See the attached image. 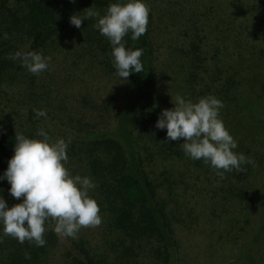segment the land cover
Masks as SVG:
<instances>
[{
  "label": "rangeland",
  "instance_id": "rangeland-1",
  "mask_svg": "<svg viewBox=\"0 0 264 264\" xmlns=\"http://www.w3.org/2000/svg\"><path fill=\"white\" fill-rule=\"evenodd\" d=\"M153 64L154 106L173 116L193 115L192 146L209 156L166 155L134 127L152 157L146 169L172 215L176 249L168 262L142 242L136 264H264V238L254 246V219L264 214V169L250 173L264 152V0H146ZM119 16L82 9L79 21L39 50L19 45L0 93V125L36 121L55 139L45 161L54 194L57 245L47 264H70L76 244L118 264L117 233L96 198L92 181L59 159L74 132L113 129L128 83L116 69L115 49L96 30L114 33ZM200 46L194 61L191 45ZM199 65V68H196ZM236 81L232 91L227 82ZM65 131V132H64ZM69 131V132H68ZM160 145L162 144L159 142ZM166 149V148H165Z\"/></svg>",
  "mask_w": 264,
  "mask_h": 264
},
{
  "label": "trees",
  "instance_id": "trees-1",
  "mask_svg": "<svg viewBox=\"0 0 264 264\" xmlns=\"http://www.w3.org/2000/svg\"><path fill=\"white\" fill-rule=\"evenodd\" d=\"M84 8L120 17L112 24L117 35H107L105 20L96 30L115 49L114 64L127 80L128 93L121 110L110 108L113 129L72 133L59 159L92 181L93 198L117 233L118 264H136L142 242H150L156 258L168 262L176 249L172 215L146 169L151 152L139 143L141 133L135 134L134 127L150 135L166 155L191 156L199 162L209 154L206 146L191 144L196 133L192 114L168 116L154 106L156 72L146 0H0V91L20 44L43 48L75 25ZM200 50L191 45L194 61H200ZM235 85L229 80L227 90ZM54 139L50 129L34 120L0 125V264H47L57 245L54 194L45 165ZM263 169L260 152L250 173L257 179ZM254 226L250 246L264 238L262 212ZM76 248L81 255L73 253L70 264H114L82 242ZM244 260L257 264L250 253Z\"/></svg>",
  "mask_w": 264,
  "mask_h": 264
}]
</instances>
